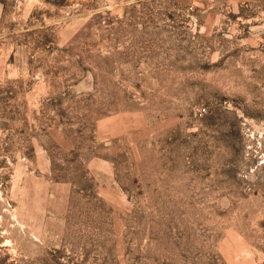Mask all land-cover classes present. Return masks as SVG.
<instances>
[{
	"label": "rangeland",
	"instance_id": "obj_1",
	"mask_svg": "<svg viewBox=\"0 0 264 264\" xmlns=\"http://www.w3.org/2000/svg\"><path fill=\"white\" fill-rule=\"evenodd\" d=\"M0 264H264V0H0Z\"/></svg>",
	"mask_w": 264,
	"mask_h": 264
}]
</instances>
